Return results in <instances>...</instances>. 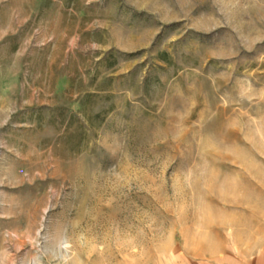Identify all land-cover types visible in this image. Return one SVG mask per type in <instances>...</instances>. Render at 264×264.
Listing matches in <instances>:
<instances>
[{
    "label": "rangeland",
    "instance_id": "rangeland-1",
    "mask_svg": "<svg viewBox=\"0 0 264 264\" xmlns=\"http://www.w3.org/2000/svg\"><path fill=\"white\" fill-rule=\"evenodd\" d=\"M248 240L264 0H0V264H205Z\"/></svg>",
    "mask_w": 264,
    "mask_h": 264
},
{
    "label": "crops",
    "instance_id": "crops-1",
    "mask_svg": "<svg viewBox=\"0 0 264 264\" xmlns=\"http://www.w3.org/2000/svg\"><path fill=\"white\" fill-rule=\"evenodd\" d=\"M205 258V264H264V241H234L227 249L213 252Z\"/></svg>",
    "mask_w": 264,
    "mask_h": 264
},
{
    "label": "trees",
    "instance_id": "trees-1",
    "mask_svg": "<svg viewBox=\"0 0 264 264\" xmlns=\"http://www.w3.org/2000/svg\"><path fill=\"white\" fill-rule=\"evenodd\" d=\"M110 53H111V52H110ZM115 61H116V58H112L111 62H110L109 64L106 65V68L109 69V68L113 67V65L115 64ZM110 81H111V77L108 76V77H106L102 82H103V83H106V84L109 85V84H110ZM90 95H93V94L90 93ZM90 95L87 94V95H85V97H89ZM110 96H111V94L107 93V94L104 95V98H110ZM112 108H113V105L111 104V105L108 107V109L111 110ZM99 115H100V112H96V113H95V117H96V116H99Z\"/></svg>",
    "mask_w": 264,
    "mask_h": 264
}]
</instances>
